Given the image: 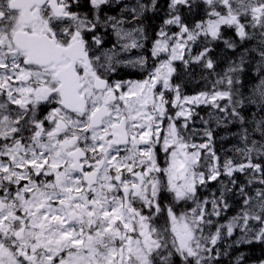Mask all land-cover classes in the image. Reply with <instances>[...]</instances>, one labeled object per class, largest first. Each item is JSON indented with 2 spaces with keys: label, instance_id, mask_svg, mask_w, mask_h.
I'll return each instance as SVG.
<instances>
[{
  "label": "snow or ice",
  "instance_id": "obj_1",
  "mask_svg": "<svg viewBox=\"0 0 264 264\" xmlns=\"http://www.w3.org/2000/svg\"><path fill=\"white\" fill-rule=\"evenodd\" d=\"M157 9L0 0V264H247L232 252L264 245V0H167L150 38ZM197 69L211 90L186 94Z\"/></svg>",
  "mask_w": 264,
  "mask_h": 264
},
{
  "label": "trees",
  "instance_id": "obj_2",
  "mask_svg": "<svg viewBox=\"0 0 264 264\" xmlns=\"http://www.w3.org/2000/svg\"><path fill=\"white\" fill-rule=\"evenodd\" d=\"M165 4H167V0H163ZM167 9V6L165 7ZM166 18V11L161 7L160 1L158 2V9L156 11H151L148 14H145L144 19H161V18ZM145 21V20H144ZM152 24H151V23ZM145 21V25L149 31H151V28L153 25L158 26L160 23H156L155 20L151 21ZM224 37L225 38H232L235 39L234 34L230 30H225L224 31ZM214 56H219L223 58L227 57H234L235 54L231 50H227L224 48L223 43L218 42L215 45L214 52L212 53ZM224 63L222 61L220 67H224ZM199 69H197L196 74L193 77H185L184 80L182 81L184 83V91L186 94H194L197 93L201 90H211V83L214 78L209 77L208 80L202 79L200 74H199ZM246 81V88L249 85L250 82V75L248 72L247 77H245ZM232 126V125H231ZM222 131V129H220ZM240 249L243 250V254L247 257V264H260L261 260H264V245L260 244H254V245H244L241 246ZM224 264H228L227 259L224 261Z\"/></svg>",
  "mask_w": 264,
  "mask_h": 264
},
{
  "label": "rangeland",
  "instance_id": "obj_3",
  "mask_svg": "<svg viewBox=\"0 0 264 264\" xmlns=\"http://www.w3.org/2000/svg\"><path fill=\"white\" fill-rule=\"evenodd\" d=\"M144 2H145V3H150V0H144ZM166 5H167V4H166ZM166 5L163 7V9L167 12V9H165ZM117 12H119V8H117ZM159 20L161 21V25H162L164 18L162 17V18L159 19ZM151 29H152V28H151ZM146 46H147V47H150V42H149V44H147ZM250 73L254 75L255 80H253V81H251V82L249 83V85L247 86L246 91H247L248 89H251L256 83H258V81H257V79H256V75H255V71H254V69H253ZM197 110L199 111V113H200L201 116H205V117H207V113H208V111H209L208 108H205L204 106H201V107H200L199 109H197ZM246 114H248V113H246ZM198 126H199V125H198ZM220 129H222V131H220ZM237 130H238V127L236 128V131H237ZM216 131H217V144H216L217 151L223 156V155H225V150H226V149H230V148L233 147V145H235V144L238 143L236 137L233 135V133H235L236 131L233 132V133H231V132H225V130H224L223 128H218ZM220 137H225V139L221 140ZM226 154L229 155V156L232 155L231 152H227ZM239 179H240L241 181H243V180H244V177H243V176H240ZM212 187H215V185H212ZM235 212H236V208L233 207L232 209L229 210V212H228L227 215H228V216H231V215L235 214ZM241 252L243 253V250H242V249H240V248H239V249H235V250L232 252V257H233V259L235 258V256L240 255ZM252 264H253V263H252Z\"/></svg>",
  "mask_w": 264,
  "mask_h": 264
},
{
  "label": "flooded vegetation",
  "instance_id": "obj_4",
  "mask_svg": "<svg viewBox=\"0 0 264 264\" xmlns=\"http://www.w3.org/2000/svg\"><path fill=\"white\" fill-rule=\"evenodd\" d=\"M116 10H117V7H113L111 9H107L106 10V14H108V15H116L117 14V11ZM105 40H109V37L108 36H105ZM137 76H138V74H137Z\"/></svg>",
  "mask_w": 264,
  "mask_h": 264
}]
</instances>
